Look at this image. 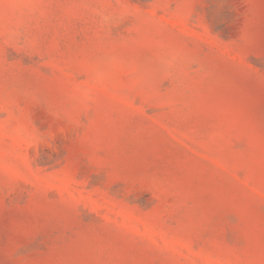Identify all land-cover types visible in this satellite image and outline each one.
I'll use <instances>...</instances> for the list:
<instances>
[{
	"label": "rangeland",
	"instance_id": "rangeland-1",
	"mask_svg": "<svg viewBox=\"0 0 264 264\" xmlns=\"http://www.w3.org/2000/svg\"><path fill=\"white\" fill-rule=\"evenodd\" d=\"M0 264H264V0H0Z\"/></svg>",
	"mask_w": 264,
	"mask_h": 264
}]
</instances>
